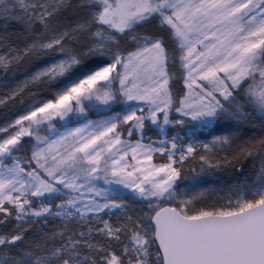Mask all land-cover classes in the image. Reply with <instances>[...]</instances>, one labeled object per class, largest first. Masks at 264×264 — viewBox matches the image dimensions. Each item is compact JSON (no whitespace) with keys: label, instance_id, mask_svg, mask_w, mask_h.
Wrapping results in <instances>:
<instances>
[{"label":"snow or ice","instance_id":"snow-or-ice-1","mask_svg":"<svg viewBox=\"0 0 264 264\" xmlns=\"http://www.w3.org/2000/svg\"><path fill=\"white\" fill-rule=\"evenodd\" d=\"M0 78V264H264V0H0Z\"/></svg>","mask_w":264,"mask_h":264},{"label":"rangeland","instance_id":"rangeland-1","mask_svg":"<svg viewBox=\"0 0 264 264\" xmlns=\"http://www.w3.org/2000/svg\"><path fill=\"white\" fill-rule=\"evenodd\" d=\"M0 80H2V78H0ZM4 91V89L2 87H0V94H2V92ZM4 121H3V110L0 109V124H2ZM183 134V133H181Z\"/></svg>","mask_w":264,"mask_h":264}]
</instances>
